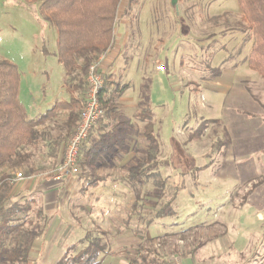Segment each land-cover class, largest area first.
<instances>
[{
	"label": "rangeland",
	"instance_id": "obj_1",
	"mask_svg": "<svg viewBox=\"0 0 264 264\" xmlns=\"http://www.w3.org/2000/svg\"><path fill=\"white\" fill-rule=\"evenodd\" d=\"M129 4L130 0H123L121 10ZM40 6L28 0H0V60L18 68L19 100L29 119L46 113L58 101L69 100L65 70L58 61V33ZM242 22L238 0H178L177 6L171 0L132 3L125 22L116 25L121 41L126 38L116 70L122 84L130 83L150 105L160 144L147 142L155 167L149 168L153 175L143 179L146 188L136 192L135 218L130 224L136 232L130 227L126 236H98L102 223L78 211L79 222L71 221L72 225L66 218L59 227L67 229L68 235L62 230L61 236L52 233L46 240L45 232L36 240L31 264H55L85 237V230L106 247L99 264H132L144 257L157 264H264V210L244 211L245 197L250 195L244 188L251 186H241L245 171L264 162V153L257 149L258 138L264 136V78L248 67L254 40ZM126 68L129 72L124 74ZM61 112L39 131L52 138L65 136L66 128L54 125L55 120L60 122ZM207 120L223 124L210 125L199 142L187 143L188 134ZM174 141L190 155L176 149ZM43 146L28 151L29 162L9 165L5 176L12 178L13 172L24 173L30 166L44 169L41 162L52 163ZM144 161V156H137L131 169ZM79 169L81 174L80 165ZM44 171L40 176L50 174ZM87 192L94 194L93 189ZM38 202L43 199L35 202V208ZM62 202V213L73 211ZM129 211L124 207L119 216L125 219ZM146 214L160 225L154 232L179 234L151 238V232L145 231ZM58 221L63 222L61 217ZM102 226L119 231L109 221Z\"/></svg>",
	"mask_w": 264,
	"mask_h": 264
},
{
	"label": "trees",
	"instance_id": "obj_2",
	"mask_svg": "<svg viewBox=\"0 0 264 264\" xmlns=\"http://www.w3.org/2000/svg\"><path fill=\"white\" fill-rule=\"evenodd\" d=\"M28 1L40 3L41 12L58 33V61L65 70L64 81L70 99L58 101L46 113L29 119L26 108L19 100L18 68L8 60H0V169L16 161L21 163L29 161L31 154L28 151L40 147L41 144H44L43 149L48 147L51 157L55 156V163L59 161L58 154L64 152L63 146L76 129L84 109L87 90L85 78L88 71L101 55L106 54L115 41L116 25L123 2V0ZM135 1L130 0L126 14ZM238 3L242 24L252 32L254 40L247 59L248 67L264 78V0H238ZM109 86L105 77V88L101 94V105L105 111L104 120L112 118L114 120V117L119 115L115 96L122 94L127 88L118 84L112 92L113 96L107 97ZM78 92L80 94L77 97L75 94ZM62 110H69L65 136L52 138L39 131V127L54 120ZM142 121L145 124L146 140L160 146L155 135L153 114L145 113ZM216 123L223 124L221 120L202 122L188 134V142H199L207 128ZM154 159L155 156L149 154L130 179L140 184V179L152 176L153 174L148 173L145 175V170L155 167ZM199 170L201 168H196L195 172ZM35 172L36 170L32 168L26 175H33ZM11 182L12 179L8 175L0 178V264H31L33 245L47 232L49 218L42 208H35L34 200L15 199ZM156 199L157 202L161 200L158 196ZM168 204L157 212L156 217L164 212ZM88 236L97 235L89 233L73 243L55 264H99L101 256L107 254L106 247L98 243V238ZM80 246L83 248L76 252ZM132 264L157 263L155 260L149 262V259L144 257L134 259Z\"/></svg>",
	"mask_w": 264,
	"mask_h": 264
},
{
	"label": "crops",
	"instance_id": "obj_3",
	"mask_svg": "<svg viewBox=\"0 0 264 264\" xmlns=\"http://www.w3.org/2000/svg\"><path fill=\"white\" fill-rule=\"evenodd\" d=\"M126 16V9L124 8L120 12L118 23L125 22ZM121 39L122 35L115 33V41L112 47L106 52L102 63V70L107 78V82L113 83L108 87V93H106L107 97L113 96L112 92L118 84H121V86H127V88L122 94L115 96L117 112L119 115H116L114 120L113 118L103 120V122L93 130L90 138L84 143L79 163L82 168L81 175L78 177H68L61 181H55L53 179L51 176V169L61 162L63 158L62 151V153L60 152V154H58L59 161L57 163L54 162L55 156L51 157L47 154L46 157L48 158V162L50 161L52 163L46 164L47 161L45 163L41 162L40 165L44 167V169H35L34 166H30L25 169V180L17 181L15 183L11 182L13 186L12 194L15 199H32L34 200V204H36L35 202L40 198L43 199V203L40 204L38 202V204L39 208H42L45 215L49 218V227L44 236L46 240H50L52 233V236H61L62 230L64 231V234L66 232L68 235L67 229L64 230V227L60 229L59 227L61 224H66V218L70 223L73 221L79 222L77 216L78 211L95 219L97 223L99 221V224H104L106 221H109L114 226L118 225L117 227L119 228V231H116L117 229H115L116 232L111 228H105L102 224L99 225L98 236H126V231L131 227V220L132 218H135L132 210H136V192L139 189H145L146 187L143 179H140V184L130 179V177L137 172V167L131 169V164L137 156L139 157L142 155L146 160L150 154L148 153L150 148L145 137V124L143 123L142 118H144L145 113L152 114V110L150 105L147 104V101L144 100L143 96H141L139 92H136L130 83L122 84L121 82L123 77H120L117 72L116 64L119 63L122 57L121 50L124 47L126 38L124 42H122ZM127 72H129V68L124 70V74ZM68 114L69 110L61 112L60 122H56L57 120H55L54 125L57 124L62 126V128H66ZM243 143L245 142L243 141ZM230 144L232 145V141ZM175 145L179 146V148L176 149L183 151L180 149V143L175 142ZM242 146L244 149L248 147L245 144ZM64 147L65 145L63 148ZM257 147L258 151L260 150L264 153V136L258 138ZM45 150L48 151V147H45ZM184 151L186 152L185 149ZM186 154L188 153L186 152ZM206 167L203 169H206ZM32 168L33 170H36V172L33 175H26ZM45 169L49 170L48 174H50L46 177L40 176L45 172ZM248 169L249 170L245 171V179L242 180L241 185L243 186L247 183L251 186L250 189H247L246 187L244 188L248 195L250 194L245 197L246 209L244 211L250 213V210L257 209L258 214L259 210H264V162L260 165L252 164ZM8 170V166L0 169V178L4 176ZM15 173L18 172L12 173V180H14ZM147 173L151 175L150 169L145 170V175H147ZM254 182H257L258 184L252 186V183ZM90 189L94 190V194H87V191ZM130 194L135 195L131 198L129 197ZM61 200L66 204H70L71 207L68 209L73 208V211L68 210L65 213H62L61 206H63V202ZM72 201L77 202L74 204ZM124 207L130 208L128 216L125 219L123 218L124 216L122 218L119 216V213H121L120 209L122 210ZM148 215L149 219L146 223L145 231L147 233L151 232L152 235H149L151 238L160 235V233L165 235L179 234L171 232V234H169L168 232L164 233L159 230L154 232V228L160 229V225H154L153 221H151L153 219L152 215L146 214V216ZM60 217L63 220L62 223H60L61 221H58L60 220ZM198 224L200 223L198 222L193 226ZM131 229L134 233L136 232L135 228L131 227ZM88 232L89 230H85V235L83 236H86ZM70 235L71 233L69 236ZM116 251L121 252L120 248H118V250L116 249ZM263 258L264 256H261V259ZM255 259H257V257H255Z\"/></svg>",
	"mask_w": 264,
	"mask_h": 264
},
{
	"label": "built area",
	"instance_id": "obj_4",
	"mask_svg": "<svg viewBox=\"0 0 264 264\" xmlns=\"http://www.w3.org/2000/svg\"><path fill=\"white\" fill-rule=\"evenodd\" d=\"M105 55H101L88 71L84 109L76 129L65 144L61 162L53 170L52 176L55 181L79 175L82 146L90 138L93 130L104 120L105 111L101 105V94L105 88V74L102 70ZM158 70L163 71L164 67L160 66ZM25 179L24 173L18 172L15 173L12 182Z\"/></svg>",
	"mask_w": 264,
	"mask_h": 264
},
{
	"label": "water",
	"instance_id": "obj_5",
	"mask_svg": "<svg viewBox=\"0 0 264 264\" xmlns=\"http://www.w3.org/2000/svg\"><path fill=\"white\" fill-rule=\"evenodd\" d=\"M173 6H177L178 0H171Z\"/></svg>",
	"mask_w": 264,
	"mask_h": 264
}]
</instances>
